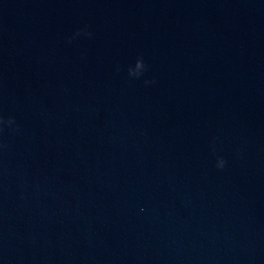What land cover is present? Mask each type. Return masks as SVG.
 <instances>
[{
    "label": "water",
    "instance_id": "1",
    "mask_svg": "<svg viewBox=\"0 0 264 264\" xmlns=\"http://www.w3.org/2000/svg\"><path fill=\"white\" fill-rule=\"evenodd\" d=\"M0 118V264H264V0H0Z\"/></svg>",
    "mask_w": 264,
    "mask_h": 264
},
{
    "label": "clouds",
    "instance_id": "2",
    "mask_svg": "<svg viewBox=\"0 0 264 264\" xmlns=\"http://www.w3.org/2000/svg\"><path fill=\"white\" fill-rule=\"evenodd\" d=\"M146 68V65L143 61L142 57H138L135 65L134 66H130L128 71H129V75L131 76H139ZM145 83H149V81H145ZM13 118L9 117V119L6 121V123L11 124L12 123ZM5 121H3L2 118H0V123H4ZM225 161L223 160V158H220L218 160L217 166L218 167H223Z\"/></svg>",
    "mask_w": 264,
    "mask_h": 264
}]
</instances>
